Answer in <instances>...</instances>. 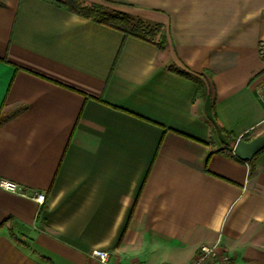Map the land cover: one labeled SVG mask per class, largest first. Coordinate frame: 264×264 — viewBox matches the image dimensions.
Here are the masks:
<instances>
[{
	"label": "crops",
	"instance_id": "crops-1",
	"mask_svg": "<svg viewBox=\"0 0 264 264\" xmlns=\"http://www.w3.org/2000/svg\"><path fill=\"white\" fill-rule=\"evenodd\" d=\"M167 44L50 0H0V264H264V0H95ZM108 5V4H106ZM207 78L208 92L176 69ZM212 264H226L217 260Z\"/></svg>",
	"mask_w": 264,
	"mask_h": 264
},
{
	"label": "trees",
	"instance_id": "trees-1",
	"mask_svg": "<svg viewBox=\"0 0 264 264\" xmlns=\"http://www.w3.org/2000/svg\"><path fill=\"white\" fill-rule=\"evenodd\" d=\"M56 4L64 7L65 9L90 18L98 23L110 26L112 28L122 31L126 36H134L147 41H155L160 47L167 44V36L165 29L160 24H147L144 20L135 18L126 12L116 9H111L107 5L92 2L88 3L87 0H50ZM178 72L184 76L195 80L199 84L200 92L206 95L208 92L207 78L201 74L192 73L186 69L178 68ZM6 116L0 110V124L5 120ZM245 140H250L248 136H242ZM240 139V138H239ZM238 140L237 137L231 139L233 145ZM264 151V150H262ZM253 168L255 165V157L248 161Z\"/></svg>",
	"mask_w": 264,
	"mask_h": 264
},
{
	"label": "built area",
	"instance_id": "built-area-1",
	"mask_svg": "<svg viewBox=\"0 0 264 264\" xmlns=\"http://www.w3.org/2000/svg\"><path fill=\"white\" fill-rule=\"evenodd\" d=\"M260 51L264 57V40L261 44ZM256 93L264 107V81L256 87ZM0 188L21 196L29 197L40 205H43L46 201V193L44 191L28 190L26 188H22L18 183L6 178H0ZM88 254L90 257L96 259L102 264H125L120 259L114 258L111 252L105 249L94 248L90 250ZM231 259L232 257L229 254L219 250V241H217L211 244H202L198 249L196 257L190 264H212L214 262L216 263L217 260H221L223 263L230 264Z\"/></svg>",
	"mask_w": 264,
	"mask_h": 264
},
{
	"label": "water",
	"instance_id": "water-1",
	"mask_svg": "<svg viewBox=\"0 0 264 264\" xmlns=\"http://www.w3.org/2000/svg\"><path fill=\"white\" fill-rule=\"evenodd\" d=\"M264 150V133L245 140L240 138L233 147V153L240 159L249 161Z\"/></svg>",
	"mask_w": 264,
	"mask_h": 264
},
{
	"label": "rangeland",
	"instance_id": "rangeland-1",
	"mask_svg": "<svg viewBox=\"0 0 264 264\" xmlns=\"http://www.w3.org/2000/svg\"><path fill=\"white\" fill-rule=\"evenodd\" d=\"M94 1H95V0H87L88 3H92V2H94ZM106 4H108L107 6H108L109 8H111V5H110L109 3H106ZM106 4H105V5H106Z\"/></svg>",
	"mask_w": 264,
	"mask_h": 264
}]
</instances>
